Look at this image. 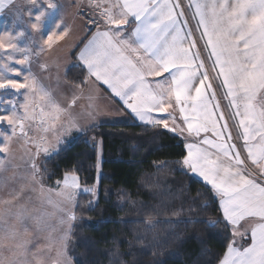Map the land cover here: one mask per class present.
<instances>
[{
  "label": "snow or ice",
  "instance_id": "1",
  "mask_svg": "<svg viewBox=\"0 0 264 264\" xmlns=\"http://www.w3.org/2000/svg\"><path fill=\"white\" fill-rule=\"evenodd\" d=\"M30 2L36 4V0ZM88 2L100 9V20L105 26L100 31L99 21H90L98 30L79 53L88 77L110 90L145 123L175 131L168 127V119L175 117L149 115L175 106L189 135L199 137L202 131H212L215 141L202 138L200 143L215 152L195 142L188 143L183 164L211 186L219 197L223 219L231 226L232 239L219 264H264V0H189L195 29L179 0ZM13 4L14 0H0V12ZM56 7L48 0V8ZM32 15L29 10L28 16ZM44 16L45 11L41 10L34 22L30 21L34 30H40ZM131 22L135 27L129 32L126 26ZM196 33L202 47L197 44ZM63 34L66 30L49 33L44 43L51 47L53 37L62 38ZM0 49L5 54L0 64V89L29 90L20 105L22 113L13 103L10 113L0 114V122L11 128V135L0 132V154H4L0 156V192H7L6 197L0 198V264H72L67 248L76 219L74 190L79 188L78 177L65 173L63 180L56 182V189L46 188L37 178L40 170L35 156L40 152L52 154L44 144L48 133L60 143V136L71 128L81 129L75 123L57 128L67 109L31 73L25 77L26 83L4 76L7 72L19 75L9 61L27 63L31 55L27 46L21 48L11 33H5L0 36ZM46 67L41 65L42 69ZM148 77H164V81H151ZM213 79L218 81L216 85L211 82ZM83 83H87V78ZM78 98L74 95L68 107L74 106ZM221 98L227 101L229 115H225ZM237 118L235 127L242 132L234 136L228 120ZM25 122H29L27 127ZM17 134L25 145L35 148L28 161L31 172L21 177L28 182L21 183L19 189L9 186L17 175L18 165L13 163L10 152V142ZM237 139L243 143L237 144ZM52 149L56 150L55 146ZM10 171L12 176L8 175ZM26 191L38 192L40 208L29 207L32 197L25 196ZM46 207L54 211L48 212ZM242 221H248L250 229H241ZM249 231L250 243L238 247L236 237L244 239ZM41 237L43 245L39 243ZM53 249L55 258L49 255Z\"/></svg>",
  "mask_w": 264,
  "mask_h": 264
},
{
  "label": "trees",
  "instance_id": "2",
  "mask_svg": "<svg viewBox=\"0 0 264 264\" xmlns=\"http://www.w3.org/2000/svg\"><path fill=\"white\" fill-rule=\"evenodd\" d=\"M65 78L83 88L85 69L75 64ZM185 157L178 135L130 120L90 128L45 159L46 186L65 173L84 187L98 184L97 201L81 194L74 209L67 248L74 264H219L232 230L211 187L185 169Z\"/></svg>",
  "mask_w": 264,
  "mask_h": 264
},
{
  "label": "crops",
  "instance_id": "3",
  "mask_svg": "<svg viewBox=\"0 0 264 264\" xmlns=\"http://www.w3.org/2000/svg\"><path fill=\"white\" fill-rule=\"evenodd\" d=\"M181 1L184 12L192 23L193 29H195L196 21L191 19V13L194 9L190 10L188 8L189 0ZM51 2L57 5L56 9L48 8V0H36V4H32L30 0H14L13 5H6L5 9L0 12V36H3L5 33H11L14 37V42L17 39L24 40L23 47L27 46L31 50L30 59L24 66L31 75L35 74L36 71H39L42 76L51 77L53 71H58V74L56 73V76H58L56 84L51 85V83H46L45 86L52 95L55 96L57 101L62 104V107L67 109L63 115L68 113V115L73 118L74 123L79 129H81L78 131L79 134L86 132L90 128L101 125V123H103L101 119L107 118L108 115L119 117L128 114L131 119H136L137 117L123 105V102L120 101L118 97L113 96L110 90H106L105 86H100L98 83H94V78L88 77L85 65L79 60L80 51L83 49L87 41L91 39L92 35L98 30L97 25L90 23V21H99V30H105V26L99 16L100 9L90 6L88 0H51ZM111 2L114 3L115 0H111ZM173 3H175L174 0ZM104 6L106 7L107 5ZM17 8L21 10L19 13L17 12ZM29 10L32 11V17L28 16ZM41 10L45 11V16L42 18L40 30L37 31L31 27V22H34L35 15ZM113 11L115 12L116 9H113ZM22 22L24 23V26L22 25ZM57 25H59V27H57ZM126 27L130 32L132 28L135 27V23L131 22L130 25ZM62 29L66 30V34H63L62 38L54 36L51 47L44 43L49 33H61ZM19 33H23V35H19ZM198 36L199 33H196L197 41L199 42L200 47H202V41L198 39ZM23 44L18 45L23 48ZM1 50L2 49H0V51ZM9 51H11V49H9ZM192 51L195 50L192 49ZM17 56L19 57V55ZM9 63L12 67L18 70V67L16 66L17 64L12 61H9ZM75 64L80 65L85 69L87 83L83 88L70 84L65 78L66 71ZM41 65H46V69H42ZM166 75L168 74L166 73L165 76ZM163 79L164 77H159L158 81H164ZM212 82L213 85L218 83L215 79H213ZM75 90L77 92H75ZM218 94L220 95L219 92ZM74 95L79 98L76 100L74 106L68 107ZM192 95L194 96L195 92H193ZM67 101L68 104L66 105ZM257 103H259V98ZM226 105L227 101L224 100L222 108L224 109L225 115H229V109ZM149 115L153 118L168 117L169 115L175 117V120L170 118L169 128L175 129V131L170 132L178 135L184 140L186 156L188 153L186 144L193 142L197 143L198 146L203 149L215 152V149L210 148L206 144L200 143L202 138L215 141L216 137L213 135L212 131H202L199 137L194 134L189 135L187 132V126L180 116L179 109L175 106L168 108L167 112L160 113L153 111ZM137 119L138 120L136 121L138 123L153 125L145 123L139 120V118ZM236 123H238V118L236 121H233L232 119L228 120V124L234 136L238 131L242 132L241 129L235 127ZM161 126L164 127L163 125ZM181 127L184 128L183 132H181ZM236 143L242 144L243 141L237 139ZM249 166L252 168L251 164H249ZM184 167L194 177L208 185L202 177L190 171L187 166L184 165ZM254 171H259V169H254ZM217 198L219 199L218 196ZM240 227L241 229H250L251 224L248 221H242ZM236 240L238 247L242 248L247 246L250 243V231L246 238L241 239L237 236Z\"/></svg>",
  "mask_w": 264,
  "mask_h": 264
},
{
  "label": "rangeland",
  "instance_id": "4",
  "mask_svg": "<svg viewBox=\"0 0 264 264\" xmlns=\"http://www.w3.org/2000/svg\"><path fill=\"white\" fill-rule=\"evenodd\" d=\"M176 2V0H174ZM182 1L179 0V3H181ZM184 10V8H183ZM179 11V10H177ZM189 24L192 27V23L189 20ZM22 25L24 26V23L22 22ZM193 28V27H192ZM187 30V29H186ZM15 43L17 44H23L24 40L23 39H17L15 40ZM198 46H200L199 42L197 41ZM24 46V44L22 45V47ZM195 51L197 49H194ZM4 52L1 50L0 51V64H3V57H4ZM19 55V54H17ZM11 65V64H10ZM25 65V64H24ZM24 65H19L17 64L16 66L18 67V71H19V75H17L16 72H7L4 73V76L8 79H12L17 81L18 83H26L25 81V77L29 76V72L25 69ZM56 73L58 74V71H53V73H51V77H45L42 76L39 71H36L35 74L31 75L34 76L37 81L42 84L46 89H48L45 84L46 83H51V85H55L57 82V78L58 76H56ZM54 76V77H53ZM167 76V75H166ZM149 80L151 81H157L159 80V77H148ZM50 80V81H49ZM164 80V79H163ZM49 81V82H48ZM212 82V81H211ZM70 83V82H69ZM213 83V82H212ZM72 84V83H70ZM153 88L156 87L155 83H153ZM28 88H20L19 90L17 89H13V88H6V89H0V114H7L10 113L12 110V104L14 103L16 105V109L19 112H23V109L20 108V105L24 103V99H25V93H28ZM75 92H77L75 90ZM219 95V94H218ZM55 97V96H54ZM222 99V103L221 106L223 107L224 104V99ZM66 103V102H65ZM68 104V101L66 103V105ZM65 105V106H66ZM62 106V104H61ZM167 117V116H166ZM153 118V117H152ZM154 118H163V117H154ZM127 119V120H126ZM135 121L138 120L136 119H131L129 117V115L125 114V116H113V115H108L107 118H102L101 121L103 123L101 124H124L127 123L128 121ZM169 122L170 119H168V127H169ZM29 122H25V126L27 127ZM72 123H74V120L72 117H70L68 115V113H66L65 115H61V119L57 124V128H61V126H68L71 125ZM0 132H3L5 134L11 135V128L10 126L7 125L6 122H0ZM78 131L77 128L73 127L71 128L70 131H68L66 134L60 136V143H57L56 138L52 135V133H48L47 134V138L44 141V144L46 146H49L50 148V152L52 153L51 155H53L54 153H56L64 144L70 143L74 140V138L76 137V135H78ZM39 134H37V138H38ZM0 141H2V137H0ZM52 146H55L56 150L52 149ZM10 152L11 155L13 157V163L18 165V168L15 170L16 172V179L15 181L10 183V187H15L17 189H19V185L21 183H27V180L22 179L21 177L27 175V173L31 172V168L30 165L28 163L29 160H31L33 158V154L35 153V148L32 145H25L24 141L19 137V134H17L16 136H14L10 142ZM4 154H0V156H3ZM51 155H45L43 152H40V154L38 156H35V163L39 168V173L37 174V178L41 180V183L46 187V188H52V189H56L57 188V184L55 183L54 186H46L43 179L42 178V168L41 165L43 163V161L45 159H47L48 157H50ZM97 183L99 181V177H100V173H101V164L103 161V152H102V142L101 141H97ZM254 170V169H253ZM9 176L13 175V171H10L8 173ZM63 180V179H62ZM61 180V181H62ZM78 183H79V188L75 189V207L77 204V200L78 197L81 194H85V193H91L93 195V202L97 201V196H98V184L96 183V185L94 187L91 188H87L84 187L80 184L79 179H78ZM85 189H94V191H85ZM7 192L6 190L4 192H0V198H4L6 197ZM37 193H33L31 191H26L25 192V196H31L32 200L29 203V207H33L35 206L36 208H40V203L39 200L37 199ZM27 202V201H25ZM18 203V202H16ZM0 207H3L2 205H0ZM74 207V209H75ZM46 211L48 212H53L54 210L50 207H46L45 208ZM55 217L53 218V222H55ZM74 221L72 222V227H73ZM72 231V230H71ZM39 243L41 245L44 244V240L43 237L40 238ZM46 251V250H45ZM50 257L55 258V249H53L51 251V253H49ZM49 264H51V261H49ZM72 264H74L73 260H72Z\"/></svg>",
  "mask_w": 264,
  "mask_h": 264
},
{
  "label": "built area",
  "instance_id": "5",
  "mask_svg": "<svg viewBox=\"0 0 264 264\" xmlns=\"http://www.w3.org/2000/svg\"><path fill=\"white\" fill-rule=\"evenodd\" d=\"M220 102L222 103V99L220 100ZM250 167V166H249ZM251 168V167H250Z\"/></svg>",
  "mask_w": 264,
  "mask_h": 264
}]
</instances>
